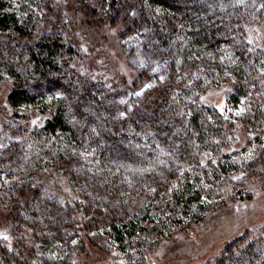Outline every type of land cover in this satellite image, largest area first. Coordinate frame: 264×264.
I'll use <instances>...</instances> for the list:
<instances>
[{
	"label": "trees",
	"instance_id": "1",
	"mask_svg": "<svg viewBox=\"0 0 264 264\" xmlns=\"http://www.w3.org/2000/svg\"><path fill=\"white\" fill-rule=\"evenodd\" d=\"M90 1L70 9L85 21L121 19L124 36L140 37L147 66L137 79L155 81L140 96L125 101L126 90L85 73L62 1L0 0V86L13 110L0 128V204L14 206L10 222L23 243L36 235L48 254L69 250L64 264H74L70 236L82 215L90 216L84 227L108 225L120 245L144 250L264 175V48L248 35L260 0H95L97 10ZM155 62L160 71L150 73ZM215 86L228 88L229 115L200 101ZM31 113L45 116L40 126L29 125ZM237 123L252 136L229 152ZM127 182L159 192L126 213L108 194ZM64 186L94 196L74 210L62 201ZM232 246L219 247L220 260Z\"/></svg>",
	"mask_w": 264,
	"mask_h": 264
},
{
	"label": "rangeland",
	"instance_id": "2",
	"mask_svg": "<svg viewBox=\"0 0 264 264\" xmlns=\"http://www.w3.org/2000/svg\"><path fill=\"white\" fill-rule=\"evenodd\" d=\"M53 1L57 2V0ZM59 1L64 3L63 7L68 12L70 25L73 24L72 29L75 30L72 37L74 38L72 40L75 41L73 46L79 47V52L85 57V73L126 90L127 96H121L125 101L128 98L140 96L143 89L154 85V80L146 83L145 80L137 79L139 70L147 66V58L137 49L141 40L136 33L123 35L124 29L128 26L127 22L120 19L113 24L108 19L103 20L97 16L94 17L95 20L85 21L82 16L70 9L71 3H74L75 0ZM89 3L92 10L98 9L95 0H91ZM258 8L262 9L261 18L255 19L250 24L248 35L252 42L264 48V0H260ZM151 65L150 73H159L160 64L155 62ZM159 79L163 80L164 75L159 76ZM227 89V86L212 87L200 96V101L229 115L231 108L227 103ZM6 97V89L0 86V128L7 124V119L11 118L13 114ZM44 118L45 116L38 113H31L29 125L40 126ZM260 131L263 134L261 138L264 139V126L260 128ZM233 134V142L227 150L229 152L239 151L245 147L252 136L239 123L235 125ZM123 187L125 190L122 192L116 191L113 195L108 194V196L126 213L151 204L152 196L159 192L158 188L154 190L151 188L152 191H149L143 186H134L128 182ZM63 188L62 201L74 210L81 209L86 205L88 198L94 196L92 193L87 194L86 192L83 195V191L77 190L75 187L64 186ZM245 191L247 194L243 197L225 201L215 209L207 211L202 218L196 221L172 227L158 239L156 245L149 246L144 250L139 248L135 242L126 246L120 245L109 234L111 229L108 225L85 224L84 227L82 220H88L90 216L85 217L81 214L82 220L79 217L81 221L75 220L74 223V226L79 229L78 235L70 236L71 245L75 246L72 251L74 252L72 262L74 264L264 263V175L246 179ZM84 196L85 199H83ZM19 205L23 204L20 202ZM17 206L18 204L15 205V207ZM12 207L14 206L10 201L0 204V264H6L5 252L12 257L11 264H19L18 262L20 264L23 262L25 264H62L63 262L64 264L63 260L67 258L69 250L65 251L64 249L62 252L51 250L48 254L40 249L41 243L36 235L32 241L23 243L22 239L27 237L19 238L16 234L18 223L10 222ZM101 210L107 212L104 207ZM82 228L83 230H81ZM137 234L141 233L137 232ZM20 241L22 242L20 245L34 246L35 253L27 251L26 248H20V245H17ZM224 243L233 245V256H228L229 259L226 260L225 258L220 260L222 248L219 247L225 245ZM250 246H252L251 255L245 257L244 254H240ZM256 255L257 257L259 255L258 259L254 258ZM14 258H17L18 262L14 261Z\"/></svg>",
	"mask_w": 264,
	"mask_h": 264
}]
</instances>
